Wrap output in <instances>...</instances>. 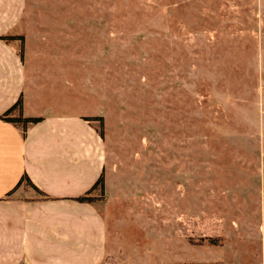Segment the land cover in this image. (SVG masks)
<instances>
[{"label":"rangeland","instance_id":"1","mask_svg":"<svg viewBox=\"0 0 264 264\" xmlns=\"http://www.w3.org/2000/svg\"><path fill=\"white\" fill-rule=\"evenodd\" d=\"M16 33L103 131L133 262L263 263L264 0H26Z\"/></svg>","mask_w":264,"mask_h":264},{"label":"crops","instance_id":"2","mask_svg":"<svg viewBox=\"0 0 264 264\" xmlns=\"http://www.w3.org/2000/svg\"><path fill=\"white\" fill-rule=\"evenodd\" d=\"M25 6L0 0V264H136L105 211L120 196L104 139L86 114L44 95L17 45ZM20 98L11 116L41 121L3 119ZM102 173V200H78Z\"/></svg>","mask_w":264,"mask_h":264},{"label":"trees","instance_id":"3","mask_svg":"<svg viewBox=\"0 0 264 264\" xmlns=\"http://www.w3.org/2000/svg\"><path fill=\"white\" fill-rule=\"evenodd\" d=\"M17 108H22V98H20L18 100V102L12 106L4 115H3V119L9 121V122H13V123H23L24 125H26L27 123L33 122H39L41 121L42 118L39 117H29V118H25L23 117V115L21 114L18 117H13L11 116L12 112L17 109ZM89 121H92L91 118H86ZM98 133L100 134L101 137H103V131H98ZM97 188H104V173L101 174V176L99 177V179L96 181L95 185L89 190L87 191L85 194H83L82 196L78 197L77 199L82 201V202H89V203H95L98 202L100 200H102V196H98V195H94L93 192L94 190H96Z\"/></svg>","mask_w":264,"mask_h":264}]
</instances>
